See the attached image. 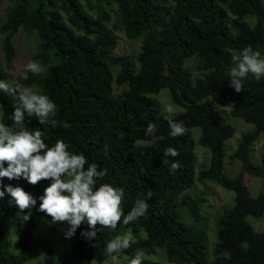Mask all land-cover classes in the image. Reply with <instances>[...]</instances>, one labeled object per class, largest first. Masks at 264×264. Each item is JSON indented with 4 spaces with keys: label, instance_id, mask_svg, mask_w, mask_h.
Returning a JSON list of instances; mask_svg holds the SVG:
<instances>
[{
    "label": "trees",
    "instance_id": "16d2710c",
    "mask_svg": "<svg viewBox=\"0 0 264 264\" xmlns=\"http://www.w3.org/2000/svg\"><path fill=\"white\" fill-rule=\"evenodd\" d=\"M9 1L4 67L16 58L14 36L34 33L22 78L41 97L31 106L0 66V264L29 261L44 221L71 235L69 252L44 240L54 264H264V231L248 221L264 215V186L251 195L243 184L245 172L264 176V151L258 162L251 156L264 133V0ZM117 28L140 41L137 54L112 52ZM257 62L258 76L233 72ZM163 88L181 111L163 113ZM217 106L252 126L230 155L241 161L234 176L224 160L235 126ZM195 127L209 154L199 169ZM68 175L93 215L81 211ZM207 180L233 194L210 252L201 201L185 193ZM121 232L130 238L118 240ZM115 247L116 262L108 258ZM158 250L164 261L136 260Z\"/></svg>",
    "mask_w": 264,
    "mask_h": 264
},
{
    "label": "rangeland",
    "instance_id": "374dc122",
    "mask_svg": "<svg viewBox=\"0 0 264 264\" xmlns=\"http://www.w3.org/2000/svg\"><path fill=\"white\" fill-rule=\"evenodd\" d=\"M11 2L9 0H0V24L5 18V11ZM113 34L117 38L116 46L113 49L115 55L119 54H137L139 51L140 41L133 40L126 37L124 31L121 28H117L113 31ZM2 34L0 33V66L5 70L8 75V80L10 83L20 86L23 88L29 97L30 105H34L39 98L41 93L39 88L34 85H28L24 82L22 78V73L31 64V56L35 51L36 46V36L34 33H27L25 31L18 32L14 38V46L16 49V58L12 62L10 69H5L4 67V57L1 49ZM195 60L193 57L187 60L186 65L193 71ZM262 70V63L257 62L252 67H244L241 69L233 70L235 73H240L248 76H258ZM120 88H116L114 84L115 91H119ZM156 98L162 107V111L166 115L175 114L182 110L181 107L173 104L170 99L169 91L163 88L157 95ZM217 110L228 117V121L235 126L234 135L226 141V157L224 164V171L229 176H234L241 169V161L238 158H230V155L234 152L241 135L252 128L248 123L243 122L240 118H231L228 116V108L217 106ZM193 137L196 142L195 152L197 155V169L206 166L208 162V151L198 144L199 128H193ZM5 138V135L0 127V142ZM264 151V133H260L256 140L251 144V156L253 161L258 162L260 154ZM66 185L72 189L78 196L80 209L83 213L93 215L92 205L89 198L80 192L77 187V182L73 176L65 177ZM243 182L247 186L249 192L255 195L259 189L264 186V176H254L247 172L243 175ZM192 198L199 199L200 209L205 216V224L207 228V235L209 238V249L215 238V221L217 217L232 203V193L215 183L214 181L207 180L204 183L196 182L194 185L185 191ZM249 222L256 230L264 231V216L261 218H251L248 217ZM6 234L10 241V246L13 250H17V238L13 228L7 223L6 224ZM129 232L119 233L118 240L125 241L130 238ZM55 239L62 246L66 248L69 252V242L71 235L66 232L61 226L56 223L44 221L37 228L34 238L32 240L33 254L30 260L25 264H54L53 259L44 255L42 252V244L44 240ZM109 260L118 261V249L112 250L109 255ZM143 258L153 259V260H163V254L161 251L153 255H146L143 252L137 254L136 260L139 261ZM83 264H95L94 262H88Z\"/></svg>",
    "mask_w": 264,
    "mask_h": 264
},
{
    "label": "clouds",
    "instance_id": "9594fccd",
    "mask_svg": "<svg viewBox=\"0 0 264 264\" xmlns=\"http://www.w3.org/2000/svg\"><path fill=\"white\" fill-rule=\"evenodd\" d=\"M8 81H9V80H8ZM11 84H12V83H11ZM167 90H168V89H167ZM160 91H161V90H160ZM170 99H171V98H170ZM226 108H227V107H226ZM1 130H2V129H1ZM3 133H4V132H3ZM4 135H5V133H4ZM5 138H6V135H5ZM5 138H4V139H5ZM4 139H3V140H4ZM243 184H244V182H243ZM227 191H228V190H227ZM80 192H81V191H80ZM229 192H230V191H229ZM81 193H82V192H81ZM231 193H232V192H231ZM250 194H251V193H250ZM251 195H252V194H251ZM232 197H233V194H232ZM231 204H232V203H231ZM230 206H231V205H230ZM230 206H229V207H230ZM92 210H93V209H92ZM263 216H264V215H263ZM263 216H262V217H263ZM251 218H254V217H251ZM260 218H261V217H260ZM248 221H249V220H248ZM250 224H251V223H250ZM251 225H252V224H251ZM32 240H33V239H32ZM214 240H215V238H214ZM213 242H214V241H213ZM208 244H209V241H208ZM212 244H213V243H212ZM211 249H212V246H211L210 249H209V245H208V251H209V252L211 251ZM29 260H30V259H29ZM159 261H164V260H159ZM27 262H28V261H27ZM27 262H26V263H27Z\"/></svg>",
    "mask_w": 264,
    "mask_h": 264
}]
</instances>
